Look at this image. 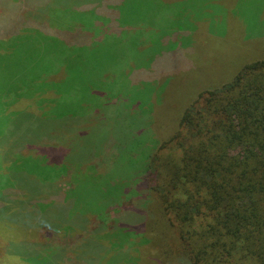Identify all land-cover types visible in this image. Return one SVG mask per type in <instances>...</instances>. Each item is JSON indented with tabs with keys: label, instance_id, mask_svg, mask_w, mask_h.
<instances>
[{
	"label": "trees",
	"instance_id": "16d2710c",
	"mask_svg": "<svg viewBox=\"0 0 264 264\" xmlns=\"http://www.w3.org/2000/svg\"><path fill=\"white\" fill-rule=\"evenodd\" d=\"M7 2L19 7V22L23 14L50 30L44 36L58 35L46 22L48 12L29 0ZM26 24L15 28L28 29ZM11 25L0 24V37L12 41ZM24 114L15 119L35 123V138H15L9 151L25 157L29 146L37 156L31 174L20 169L0 195L4 263L121 264L132 251L120 255V241L141 233L148 242L141 246L154 249L145 264H264V58L245 65L231 82L201 92L170 136L132 170L129 187L115 195L108 180L118 149L99 155L85 137L62 148L41 130L47 117L34 114L29 122ZM65 131L73 141V132ZM132 194L137 198L125 203ZM116 205L123 210L109 218ZM106 231L118 240L105 237Z\"/></svg>",
	"mask_w": 264,
	"mask_h": 264
},
{
	"label": "rangeland",
	"instance_id": "374dc122",
	"mask_svg": "<svg viewBox=\"0 0 264 264\" xmlns=\"http://www.w3.org/2000/svg\"><path fill=\"white\" fill-rule=\"evenodd\" d=\"M55 1L59 6L52 0L28 2L49 13L46 22L58 35L46 37L50 30L23 14L19 22V7L0 0V24H13L12 41L0 37V195L20 169L31 174L35 166L33 147H26L25 157L9 151L15 138H35V123L21 124L18 113L25 112L29 122L34 114L47 117L41 130L62 148L85 137L99 155L118 149L108 180L115 195L129 187L132 170L170 136L201 92L231 82L245 65L264 58V0ZM25 22L28 29L15 28ZM65 130L73 132V141ZM134 148L135 157L125 155ZM122 210L116 205L109 218ZM143 237L129 234L120 241V255L132 251L121 264H145L154 249L141 246L148 244ZM0 264L20 263H4L0 253Z\"/></svg>",
	"mask_w": 264,
	"mask_h": 264
}]
</instances>
